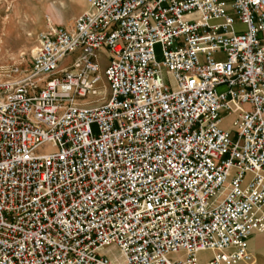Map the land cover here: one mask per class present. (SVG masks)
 I'll list each match as a JSON object with an SVG mask.
<instances>
[{"label":"built area","instance_id":"1","mask_svg":"<svg viewBox=\"0 0 264 264\" xmlns=\"http://www.w3.org/2000/svg\"><path fill=\"white\" fill-rule=\"evenodd\" d=\"M38 41L28 71L0 80V264L252 261L264 0H90ZM101 49L109 95L79 105L101 91Z\"/></svg>","mask_w":264,"mask_h":264},{"label":"rangeland","instance_id":"2","mask_svg":"<svg viewBox=\"0 0 264 264\" xmlns=\"http://www.w3.org/2000/svg\"><path fill=\"white\" fill-rule=\"evenodd\" d=\"M89 8L90 0H0V80L19 78L28 71L33 52L39 45V35L46 29L49 20L56 25L70 26L77 16ZM76 56L77 54L68 56L62 65L73 63ZM108 57L107 49L99 50L97 61L102 76L100 93L76 100L79 105H99L108 97L109 85L104 76ZM156 57L162 61L159 46L156 48ZM164 75L167 84H173L171 74L165 69ZM235 112L233 110L234 114ZM234 114H224L223 125L229 129H232ZM54 150L51 144H44L37 152L45 154ZM223 195H216L215 202H219ZM103 252L112 259H117L119 254L116 247L106 248Z\"/></svg>","mask_w":264,"mask_h":264},{"label":"crops","instance_id":"3","mask_svg":"<svg viewBox=\"0 0 264 264\" xmlns=\"http://www.w3.org/2000/svg\"><path fill=\"white\" fill-rule=\"evenodd\" d=\"M224 119L222 120V126L229 130L223 125ZM250 251L252 253V261L250 262H240L238 264H264V233L255 234L251 237L250 241Z\"/></svg>","mask_w":264,"mask_h":264},{"label":"bare ground","instance_id":"4","mask_svg":"<svg viewBox=\"0 0 264 264\" xmlns=\"http://www.w3.org/2000/svg\"><path fill=\"white\" fill-rule=\"evenodd\" d=\"M120 258H121V257H119V260H121Z\"/></svg>","mask_w":264,"mask_h":264}]
</instances>
